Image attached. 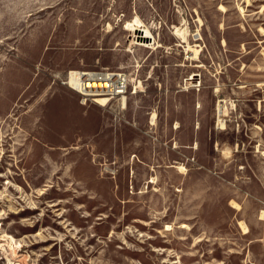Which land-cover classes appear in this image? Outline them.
Listing matches in <instances>:
<instances>
[{
    "label": "rangeland",
    "instance_id": "374dc122",
    "mask_svg": "<svg viewBox=\"0 0 264 264\" xmlns=\"http://www.w3.org/2000/svg\"><path fill=\"white\" fill-rule=\"evenodd\" d=\"M260 29L264 0H0V264H264ZM74 70L126 73V104Z\"/></svg>",
    "mask_w": 264,
    "mask_h": 264
},
{
    "label": "bare ground",
    "instance_id": "6f19581e",
    "mask_svg": "<svg viewBox=\"0 0 264 264\" xmlns=\"http://www.w3.org/2000/svg\"><path fill=\"white\" fill-rule=\"evenodd\" d=\"M220 10L222 12H225L226 8L223 5H220ZM199 21H200V19H199ZM124 28L129 30V31H132L135 34V36L137 37V40H135V41L133 40L135 45L137 44V45H140V46L152 49V50H156L157 48L162 47V44L159 41H157L156 37L151 33V30L148 27H146V25L142 22V20L139 19L137 16L134 18V20L127 22L125 24ZM260 31H262V33L264 32L263 29H260ZM172 34H174L179 39L178 45L181 46V43H183L184 52H185V59L195 60V61L199 59L200 51H201L200 46L196 45V47H194L189 42L187 30H184V29H181L178 27H174ZM192 36L195 39H202V36H201L199 31L193 33ZM130 44H132V42ZM131 50L132 49H128V51H131ZM195 66L201 67L202 64H197ZM80 73H81L80 71H71V74L69 72L68 79L64 83L68 84L74 91H76V90L81 91L85 94L92 93L93 91H90V90L87 91L86 89H83L84 87L80 86L81 81H80L79 76H78ZM88 76L93 78V79L95 77V75L91 72L88 74ZM196 78L197 77H196L195 73H192L187 78V80H190L189 81L190 86H197L198 85V84H195L197 81ZM130 82H134L133 77L130 79ZM93 85H94L93 83H88L86 85V87L87 86H93ZM216 90H217V88H216ZM90 100L92 102L96 101L101 106H106L110 102L111 99L108 97H104V96H101V97L92 96ZM121 100L124 104H126L125 95H123L121 97ZM223 112H224V106L219 104L217 107V121L220 123L221 126H223L224 122H225V120L222 118L223 114H224ZM263 154H264V151H263ZM179 168L181 169L182 166H180ZM238 207H239L238 204H234L235 209H238ZM263 212H262V215H263ZM241 227H242L243 233L249 232V229H248L247 225L244 224V222L241 223Z\"/></svg>",
    "mask_w": 264,
    "mask_h": 264
},
{
    "label": "built area",
    "instance_id": "2783aa9c",
    "mask_svg": "<svg viewBox=\"0 0 264 264\" xmlns=\"http://www.w3.org/2000/svg\"><path fill=\"white\" fill-rule=\"evenodd\" d=\"M80 71L78 75L81 81L80 86L84 87L87 91H93L92 93H83L81 91H75L80 95V104H86L87 101H91L92 96H104L111 100L115 98H120L123 95L126 96L129 88L128 76L124 72H113V71H84V70H74ZM95 75L94 79L89 77V73ZM88 83H93V86H87ZM83 99V100H82ZM110 100V101H111Z\"/></svg>",
    "mask_w": 264,
    "mask_h": 264
},
{
    "label": "flooded vegetation",
    "instance_id": "af4514ba",
    "mask_svg": "<svg viewBox=\"0 0 264 264\" xmlns=\"http://www.w3.org/2000/svg\"><path fill=\"white\" fill-rule=\"evenodd\" d=\"M195 75H196V77H197L199 74L195 73ZM196 79H197V78H196Z\"/></svg>",
    "mask_w": 264,
    "mask_h": 264
},
{
    "label": "crops",
    "instance_id": "0c3cea01",
    "mask_svg": "<svg viewBox=\"0 0 264 264\" xmlns=\"http://www.w3.org/2000/svg\"><path fill=\"white\" fill-rule=\"evenodd\" d=\"M70 91V90H69ZM70 92H73V91H70ZM74 93V92H73ZM75 94V93H74ZM75 96H76V94H75Z\"/></svg>",
    "mask_w": 264,
    "mask_h": 264
}]
</instances>
